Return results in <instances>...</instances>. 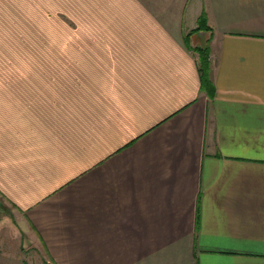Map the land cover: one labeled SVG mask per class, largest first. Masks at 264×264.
Wrapping results in <instances>:
<instances>
[{"label":"crops","instance_id":"1","mask_svg":"<svg viewBox=\"0 0 264 264\" xmlns=\"http://www.w3.org/2000/svg\"><path fill=\"white\" fill-rule=\"evenodd\" d=\"M0 198L44 264H264V0H0Z\"/></svg>","mask_w":264,"mask_h":264},{"label":"rangeland","instance_id":"2","mask_svg":"<svg viewBox=\"0 0 264 264\" xmlns=\"http://www.w3.org/2000/svg\"><path fill=\"white\" fill-rule=\"evenodd\" d=\"M0 200V249L8 251L10 256H23L27 264H44L41 253L35 252L29 238L21 231L13 206Z\"/></svg>","mask_w":264,"mask_h":264},{"label":"trees","instance_id":"3","mask_svg":"<svg viewBox=\"0 0 264 264\" xmlns=\"http://www.w3.org/2000/svg\"><path fill=\"white\" fill-rule=\"evenodd\" d=\"M202 17L204 18L205 16H202ZM203 18H201V20ZM199 54H200V61H201V65H200L201 66L200 67L201 68V76L203 78V81L206 80V82H208L207 77H209V66H210L208 48L205 47V48L199 49Z\"/></svg>","mask_w":264,"mask_h":264}]
</instances>
